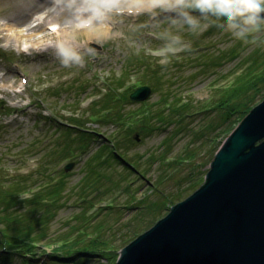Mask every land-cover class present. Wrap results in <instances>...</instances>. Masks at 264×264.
<instances>
[{"label":"rangeland","instance_id":"obj_1","mask_svg":"<svg viewBox=\"0 0 264 264\" xmlns=\"http://www.w3.org/2000/svg\"><path fill=\"white\" fill-rule=\"evenodd\" d=\"M34 3L49 9L48 0H0L1 179L24 177L30 180L28 183L35 182L33 191H36L45 180L66 178L61 207L49 222L48 236L39 242L42 250L62 243V237L73 228L77 236L79 229L87 227L93 231L95 225L103 223L101 235L107 236L110 245L120 252L165 217L172 206L195 192L189 188L193 180L188 178H198L199 171L194 170V165L208 159L212 149L226 137V126L221 125L222 110L216 108L222 98L219 89L234 81L233 74L242 71L245 57L256 47L243 45L229 33L212 26L195 35L183 31L181 36L187 48L170 57L167 66H161L155 52L162 42L156 32L144 29L133 35L129 31L130 24L144 23L146 17L114 18L112 28L105 29L106 33L98 29L95 33L78 34L77 43L94 48V57L86 56L83 67H64L54 57L51 47L60 38L61 24L53 15L46 18L43 7L32 10ZM25 14L30 16L18 26L5 25L9 17ZM40 23L41 28L36 27ZM53 24L56 31L51 30ZM29 25L36 29L31 32L33 36L26 34ZM20 30L25 33L17 42L14 34ZM151 69L158 74H151ZM114 79H122L119 92L133 88L127 95L141 85L152 90L145 101L135 102L130 98L119 102L121 112L126 114L145 109L156 112L165 108V102L193 106L186 116L173 113L169 123L156 130H145L139 121L131 122L133 130L128 133L121 124L105 121L104 112L94 114L96 102L106 95ZM263 100L262 95L258 96L253 106ZM91 102L94 103L89 106ZM182 118L181 123L175 122ZM73 119L83 121L95 131L96 137L81 142L75 132H67L63 123ZM118 138L127 143L125 149L117 148L125 162L109 157L110 150L115 148L111 141ZM105 143L110 148L100 158ZM165 153L171 161L169 168L157 160ZM106 157L113 159L111 164L101 165ZM70 163L73 166L67 171L65 167ZM89 165L100 168L101 179L96 185L86 186L84 191L82 183ZM207 168L210 165L200 171ZM180 192L182 197L173 205L165 202L166 197ZM84 195L85 200L80 197ZM144 199L147 202L139 204ZM153 202L167 205L153 212L150 209ZM19 206L1 205L0 209L12 215L27 212ZM110 206L113 208L109 209ZM44 261L45 257L38 255L32 264ZM80 261L73 264H108L111 260L96 256ZM21 263L20 258L6 262Z\"/></svg>","mask_w":264,"mask_h":264},{"label":"water","instance_id":"obj_2","mask_svg":"<svg viewBox=\"0 0 264 264\" xmlns=\"http://www.w3.org/2000/svg\"><path fill=\"white\" fill-rule=\"evenodd\" d=\"M151 92L143 85L130 98ZM205 179L115 264H264V100L225 139Z\"/></svg>","mask_w":264,"mask_h":264},{"label":"trees","instance_id":"obj_3","mask_svg":"<svg viewBox=\"0 0 264 264\" xmlns=\"http://www.w3.org/2000/svg\"><path fill=\"white\" fill-rule=\"evenodd\" d=\"M242 65H244L242 71L233 74L235 75L234 81L226 88L219 89L222 98L217 102L216 108L222 110L221 125L226 126L224 129L225 139L236 130L244 118L256 106H253V103L258 96L262 95L264 97V47H256L245 57ZM156 72L155 69H151V74H158V72ZM146 75L150 76L149 74ZM121 80L122 79L112 80L110 87L107 88L106 95L96 102L93 110L94 114H97L95 111H98L99 114L104 112L102 118L105 121L113 120L115 124H121L122 128H127L126 131L128 133L133 130L131 122L134 123L139 121L143 124V127L146 128L145 130H151V128L152 130H156L161 128L164 124H168V118L173 113L178 116H186L191 106H193L187 103H177V105H173L172 103L165 102V108H161L156 112L145 109L138 113L131 112L126 114L121 112L119 102L128 101L131 93L129 95L127 94L133 88L119 92V89L123 87ZM138 87L140 86H137V88ZM142 105L147 104L144 103ZM183 120L184 118L175 122L181 123ZM69 124L75 126L65 125L63 127H65L67 132H75L77 136H79L78 140L81 142L89 141L96 137L95 131L93 132L86 127L83 121L78 122L73 119ZM118 139L116 141H111L115 148L112 149V151L110 150L109 157L111 155L113 159L125 162L122 154L119 153L118 155L117 148L125 149L127 143L126 140L122 142ZM165 142L167 141L165 140ZM223 142L224 141L212 149L208 159L199 165H194V170H198L199 175L196 179L192 178L193 176L188 177L190 180H193L190 184V189L196 191L199 186L201 187L205 183V177L209 168H207L206 171H200V168L210 165L213 162L215 154ZM109 148V143H105L100 149L101 154L99 157L101 158L104 156ZM109 157L103 158L100 164L110 165L113 159L110 160L108 159ZM138 160L139 159H137V161ZM157 160L162 161L163 167L169 168L171 166V161H168L166 153L161 154ZM176 162H178V160H176ZM176 162L174 164H176ZM100 174V168L93 165L87 166V174L83 178L82 190L86 191V186L89 188L91 185H96L101 179ZM1 176L2 174H0V206L3 205L7 208H14L17 205H21L19 207L27 209V212L21 215H12V213H7V211H2V209H0V224L2 226L0 228V263L6 264V262H10L15 258H20L22 261L21 264H32L37 260L38 255H43L45 257V261L42 264H49V262L73 264L81 262L80 260L85 261L89 257L96 256L112 260L113 264L117 262L119 252L115 251V248L110 245L107 236L101 235L104 229L103 223L95 225L93 231L87 227L79 229L77 236H74L76 232L75 228H73L69 234H65L62 237V243H58L53 249H41L42 247L39 242L48 236L47 231L49 222L55 217L57 212L56 209L61 207L63 195L67 188V181L64 176L60 180L54 179L49 182L45 180V183L43 182L44 184H41L36 191H33L36 185L34 184L35 182L28 183L27 181L30 180L24 177H12L13 179L9 178L10 180H8V182L1 179ZM26 194L29 196L23 197ZM80 197L83 200L86 199L85 195ZM181 197L182 192L172 195V199L166 197L164 200L166 203H168V201L172 202L171 204L173 205L176 200ZM145 202H147V199L142 200L139 204H145ZM164 205L153 202L150 209L153 212H155V210L159 211ZM108 208L112 209L113 206ZM82 216L85 218L86 213ZM76 217L80 218L79 216ZM16 220H19V222L15 225Z\"/></svg>","mask_w":264,"mask_h":264},{"label":"clouds","instance_id":"obj_4","mask_svg":"<svg viewBox=\"0 0 264 264\" xmlns=\"http://www.w3.org/2000/svg\"><path fill=\"white\" fill-rule=\"evenodd\" d=\"M48 5L61 24L60 38L51 47L64 67H83L86 56L94 57V48L77 43L78 34L110 29L114 18L146 17L144 23L130 24L129 31L156 32L162 42L155 52L161 66L187 48L183 31L195 35L212 26L243 45H264V0H48Z\"/></svg>","mask_w":264,"mask_h":264},{"label":"bare ground","instance_id":"obj_5","mask_svg":"<svg viewBox=\"0 0 264 264\" xmlns=\"http://www.w3.org/2000/svg\"><path fill=\"white\" fill-rule=\"evenodd\" d=\"M41 7H43L44 8V6H42V4L41 3H34V4H32V10L33 9H40ZM44 9H46V11L44 12V14L46 15V18L47 17H51L52 16V12L50 11V9H48L47 10V8H44ZM31 10V11H32ZM29 15V14H28ZM28 15H22V17H18V18H15L14 16H11V17H9V19H8V22H6V26H11V25H19V23H20V21H22V20H24V19H26L27 17H29ZM41 25H42V23H40V24H38V25H36V27H40L41 28ZM55 24H53V25H51V27H53ZM21 27V26H20ZM36 29L34 28V27H31V25H29L27 28H26V34H27V36H33V33H31L32 31H35ZM103 30V32H107L105 29H102ZM101 29H100V31H102ZM22 33H25L24 32V30H20V31H16L15 32V34H14V38H15V40L17 41V42H19L20 40H21V38L23 37V34ZM87 33V32H86ZM10 38V37H9ZM36 43V42H35ZM34 43V44H35ZM38 46V45H37ZM33 48H34V45H33Z\"/></svg>","mask_w":264,"mask_h":264},{"label":"snow or ice","instance_id":"obj_6","mask_svg":"<svg viewBox=\"0 0 264 264\" xmlns=\"http://www.w3.org/2000/svg\"><path fill=\"white\" fill-rule=\"evenodd\" d=\"M53 31H56V29L54 28Z\"/></svg>","mask_w":264,"mask_h":264}]
</instances>
